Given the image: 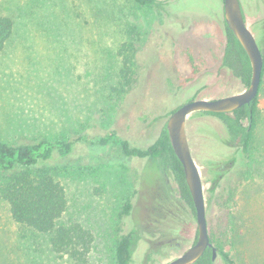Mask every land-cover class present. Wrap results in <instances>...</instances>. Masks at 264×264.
I'll list each match as a JSON object with an SVG mask.
<instances>
[{
  "label": "rangeland",
  "instance_id": "374dc122",
  "mask_svg": "<svg viewBox=\"0 0 264 264\" xmlns=\"http://www.w3.org/2000/svg\"><path fill=\"white\" fill-rule=\"evenodd\" d=\"M240 2L259 43L264 0ZM0 16L13 22L0 53L2 142L115 132L145 148L179 104L246 88L220 66L223 0H0ZM132 47L130 88L117 92L120 51ZM257 98L245 152L224 142L217 118L191 113L186 120L208 234L232 264H264V72ZM56 167L66 198L59 224L88 232L86 264H114L115 240L132 229L138 241L131 264H166L195 242L190 206L162 203L163 218L157 214L166 190L178 196L177 187L169 174L158 179L148 158L87 142ZM0 264L79 263L54 252L46 235L14 222L0 196ZM214 264H226L219 252Z\"/></svg>",
  "mask_w": 264,
  "mask_h": 264
},
{
  "label": "trees",
  "instance_id": "16d2710c",
  "mask_svg": "<svg viewBox=\"0 0 264 264\" xmlns=\"http://www.w3.org/2000/svg\"><path fill=\"white\" fill-rule=\"evenodd\" d=\"M135 1L139 4L154 5L159 2V0ZM243 15L245 19L244 11ZM224 26L226 40L220 66L231 77L248 86L251 78L250 62L243 47L225 21ZM12 28V20L7 16H0V53L11 35ZM258 44L264 51V24L263 34ZM135 54L136 51L133 47L129 52L127 50L120 51L122 65L120 87L115 89L117 92L125 93L130 88L129 73ZM263 72L264 54L261 78ZM257 105L258 98L256 96L249 104H244L231 113L197 111L194 114L210 115L217 118L227 135L224 142L226 141L229 145L241 146L242 151L245 152L253 137ZM87 142L99 146L113 144L118 146L126 156L148 158L158 174V179L161 178L163 181H165L166 174L171 175L176 184L178 196L172 195L173 193L166 190L165 198L161 197L162 200H158L159 204L154 207H160L157 211L159 217L163 216L161 209L164 206L162 203H168L172 208L183 203L194 211L183 167L174 153L165 123L161 126L154 142L145 148L131 146L128 140L121 138L115 132L90 136L78 135L72 139L40 138L16 144L0 141V196L7 202L11 218L23 228L46 235L51 249L57 254L67 253L79 264L87 262L91 237L79 226L68 227L59 224V218L66 207V198L63 187L53 177V174L58 170L56 167L58 163L67 159L79 145ZM217 180L218 178L214 179L215 182ZM130 207L131 203L127 202L123 207V213L128 214ZM137 241L138 233L134 229L120 234L114 243V264H131L132 253ZM218 252L226 264H232V260L225 252L221 249H218ZM211 257V250L207 248L194 264H214Z\"/></svg>",
  "mask_w": 264,
  "mask_h": 264
},
{
  "label": "water",
  "instance_id": "95a60500",
  "mask_svg": "<svg viewBox=\"0 0 264 264\" xmlns=\"http://www.w3.org/2000/svg\"><path fill=\"white\" fill-rule=\"evenodd\" d=\"M223 10L225 22L229 25L248 57L251 66V78L248 86L241 92L216 98H195L183 102L166 119L167 134L174 153L182 164L197 222L195 242L166 264H194L207 248L211 249L212 261L216 259L218 254L208 234L202 179L187 138V116L197 111L231 113L240 106L249 104L257 96L260 86L264 51L260 48L256 36L245 22L240 0H223Z\"/></svg>",
  "mask_w": 264,
  "mask_h": 264
},
{
  "label": "flooded vegetation",
  "instance_id": "af4514ba",
  "mask_svg": "<svg viewBox=\"0 0 264 264\" xmlns=\"http://www.w3.org/2000/svg\"><path fill=\"white\" fill-rule=\"evenodd\" d=\"M211 250V249H210Z\"/></svg>",
  "mask_w": 264,
  "mask_h": 264
}]
</instances>
